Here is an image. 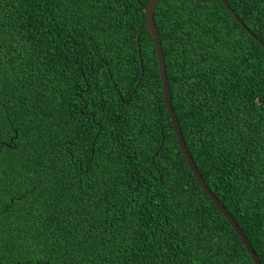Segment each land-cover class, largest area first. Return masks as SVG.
<instances>
[{"label":"trees","instance_id":"1","mask_svg":"<svg viewBox=\"0 0 264 264\" xmlns=\"http://www.w3.org/2000/svg\"><path fill=\"white\" fill-rule=\"evenodd\" d=\"M149 1L0 0V264H255L181 150ZM226 1L264 43V0ZM154 18L188 149L264 264V46L222 0Z\"/></svg>","mask_w":264,"mask_h":264},{"label":"water","instance_id":"2","mask_svg":"<svg viewBox=\"0 0 264 264\" xmlns=\"http://www.w3.org/2000/svg\"><path fill=\"white\" fill-rule=\"evenodd\" d=\"M158 0H150L148 4L144 7L145 11V19H146V24L144 26V29H148L151 31L154 39V43L156 46L157 50V56H158V61H159V69H160V74H161V79L163 83V90H164V103L167 106L170 119L173 123L174 130L176 133V136L179 141V145L181 147V150L188 162V165L190 166L193 174L197 178V181L199 182L200 186L202 189L206 192V194L211 198V200L214 202V204L218 207V209L223 213V215L229 220L233 228L236 230L238 233L239 237L241 238L242 244L246 247L247 251L253 258L255 264H262L260 256L256 253L255 249L250 243V240L248 239L247 235L239 225V223L236 221L234 216L230 213V211L226 208V206L221 202V200L216 196V194L212 191V189L209 187V185L206 183L204 177L202 176L201 172L199 171L189 149L186 144V140L184 138L176 111L174 109V106L172 104V99H171V90H170V84H169V79H168V74L166 70V61H165V54L163 51V46L160 38V34L158 31V28L155 23V18H154V12L155 8L157 5ZM222 2L225 4V6L228 8V10L233 14V16L245 27V29L255 37V39L264 46V43L254 34V32L246 26V24L243 22V20L233 11L231 6L228 4L226 0H222ZM141 31L139 32L137 36V40L140 38ZM165 80H167V89L165 90Z\"/></svg>","mask_w":264,"mask_h":264},{"label":"snow or ice","instance_id":"3","mask_svg":"<svg viewBox=\"0 0 264 264\" xmlns=\"http://www.w3.org/2000/svg\"><path fill=\"white\" fill-rule=\"evenodd\" d=\"M164 87H165V90L167 89V80H165V85H164ZM87 105H85V107H86ZM98 135V134H97ZM71 145H69V150H71Z\"/></svg>","mask_w":264,"mask_h":264}]
</instances>
